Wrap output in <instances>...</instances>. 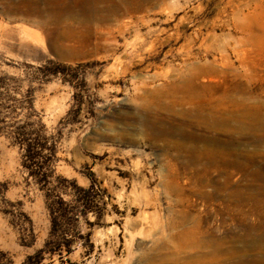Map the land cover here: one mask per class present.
Listing matches in <instances>:
<instances>
[{
    "label": "rangeland",
    "instance_id": "374dc122",
    "mask_svg": "<svg viewBox=\"0 0 264 264\" xmlns=\"http://www.w3.org/2000/svg\"><path fill=\"white\" fill-rule=\"evenodd\" d=\"M230 1L0 0V264H264V12L228 63Z\"/></svg>",
    "mask_w": 264,
    "mask_h": 264
},
{
    "label": "trees",
    "instance_id": "16d2710c",
    "mask_svg": "<svg viewBox=\"0 0 264 264\" xmlns=\"http://www.w3.org/2000/svg\"><path fill=\"white\" fill-rule=\"evenodd\" d=\"M14 139L20 144V147L23 149V157H24V165H26L30 172L37 178V181L43 186L47 187L49 184V173L46 171V166L48 165V161L51 159L52 150L48 147V138L40 133L39 130L33 129L26 131L21 127H17L16 130L13 131ZM49 148L47 153H44L45 150ZM50 189V188H49ZM48 189V190H49ZM81 191L85 193V198H95V195L99 194L100 190L95 187L94 184H91L87 188H79ZM52 190V189H51ZM50 193H46V196L49 197ZM58 196V194H57ZM89 201V200H88ZM86 202L82 208V212H86L88 209H91L90 202ZM65 201L54 202L48 204V208L51 213L52 219V230L51 236H54L55 233L61 232L63 229V222H65L67 218V213L73 211L74 206L69 209L66 205ZM66 205V206H65ZM61 245H56L53 242L52 238H49L44 247L39 249L36 254L42 257L44 252H55L62 250Z\"/></svg>",
    "mask_w": 264,
    "mask_h": 264
},
{
    "label": "bare ground",
    "instance_id": "6f19581e",
    "mask_svg": "<svg viewBox=\"0 0 264 264\" xmlns=\"http://www.w3.org/2000/svg\"><path fill=\"white\" fill-rule=\"evenodd\" d=\"M229 3L231 6V27L234 28L235 33H230L228 36L230 40L224 46L223 59L231 63L230 51L240 57L241 47L253 31L258 19L263 17L258 11L264 12V0H240L238 2L230 1Z\"/></svg>",
    "mask_w": 264,
    "mask_h": 264
}]
</instances>
